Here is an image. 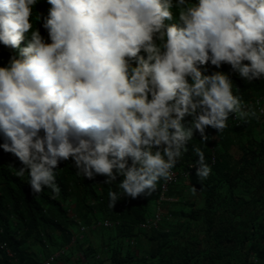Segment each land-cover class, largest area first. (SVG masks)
Segmentation results:
<instances>
[{
	"label": "clouds",
	"instance_id": "1",
	"mask_svg": "<svg viewBox=\"0 0 264 264\" xmlns=\"http://www.w3.org/2000/svg\"><path fill=\"white\" fill-rule=\"evenodd\" d=\"M37 3L0 0V44L18 51L0 67V148L18 158L16 175L27 171L34 193L46 186L59 194L53 169L69 158L88 179L103 175L111 183L121 176L119 188L132 199L149 197L163 179L157 201L149 198L155 213L138 229L161 228L170 219L167 207L179 201L170 190L180 178L189 180L191 167L201 180L211 174L200 147L193 148L197 167L173 170L194 130L206 142V127L225 129L230 113L237 126L256 116L244 110L248 104L233 93L227 74L205 75L200 66L228 64L245 81L264 77V0H47L51 7L42 27L50 43L35 27ZM252 104L264 116V93ZM186 116L193 117L188 127ZM171 170L179 178L162 201ZM108 195L114 208L119 195ZM66 208L77 223L73 241L42 264L61 251L67 253L54 264L104 261L98 252L87 257L74 251L89 233L122 222L88 223L77 217L73 201ZM121 209L126 212L124 204ZM160 209L165 215L158 226L143 229ZM127 242L138 246L137 238ZM0 249L18 264L7 243Z\"/></svg>",
	"mask_w": 264,
	"mask_h": 264
},
{
	"label": "trees",
	"instance_id": "2",
	"mask_svg": "<svg viewBox=\"0 0 264 264\" xmlns=\"http://www.w3.org/2000/svg\"><path fill=\"white\" fill-rule=\"evenodd\" d=\"M50 7L47 0H38L33 10L34 18L40 16L35 27L49 43L42 24ZM26 43L22 42L21 47ZM13 55H18V51L0 44V67L6 66ZM200 69L205 75L218 71L227 74L233 82V93L240 96L244 104H248L247 109L255 111L256 116L243 119L237 126L230 113L225 129L218 131L206 127V142L194 130L193 138L186 145L187 151H182L173 170L182 172L189 170L190 165L197 167L198 157L193 148H201L211 174L201 180L194 171L189 180L180 178V184L188 181L191 188L195 186V193L202 198V206L184 214L188 223L182 226L183 233L174 230L169 233L163 226L145 233L149 236L151 249L142 264H264V116L252 107L255 96L264 93V77L245 81L228 64L216 68L209 62ZM192 120L193 117L186 116L183 123L188 127ZM4 142L0 134V144ZM234 150L239 154L236 155ZM131 164V158H128V165ZM21 166L14 154L0 148V244H8L18 264H42L43 258L53 252L50 247L56 251L72 243L77 223L66 208L70 200L82 221L122 222L115 230L128 249L124 251L122 246L115 244L110 248L107 261L93 263L140 264L127 240L138 239L144 234L138 227L154 215L156 202L147 195L136 199L125 195L119 188L122 180L119 175L111 183H105L107 177L103 175H94L93 179L78 175L71 158L61 160L53 169L59 194L46 186L43 191L34 193L27 171L23 177L16 175ZM163 181H158L155 191L151 192L156 201ZM175 188L170 190L172 195ZM112 191L119 195L114 208L109 207L108 194ZM123 204L125 213L121 209ZM169 216L173 219L179 214L173 212ZM170 219L167 218L165 223L172 222ZM199 223L203 224L202 237L191 233L193 226ZM31 241L44 247L42 256L29 253L27 243ZM89 252L86 256L93 257L98 251L90 246ZM9 260L0 249V264H10Z\"/></svg>",
	"mask_w": 264,
	"mask_h": 264
},
{
	"label": "rangeland",
	"instance_id": "3",
	"mask_svg": "<svg viewBox=\"0 0 264 264\" xmlns=\"http://www.w3.org/2000/svg\"><path fill=\"white\" fill-rule=\"evenodd\" d=\"M263 135V133H262ZM264 136V135H263ZM234 153L237 155L239 152L237 150H234ZM187 183L180 184L174 189V194L172 195L174 199H179L181 201L179 204H170L167 207V210L170 213H178L179 216H174V218L170 219L172 222H166L163 224V230H167L169 233L174 230L175 232L183 233V225L188 223V219L184 217V214L191 212L195 208H199L202 206V198L200 195H197L196 193L193 194L192 188L190 187V182L186 181ZM186 185V186H185ZM158 186V183H157ZM151 196V197H150ZM149 198H152L154 200V194L151 193L149 195ZM187 204L191 205L188 206ZM161 228V229H162ZM193 235H199L198 237H202L203 235V224L199 223L197 225H194L192 228ZM138 246L136 249L132 250V252L135 254V256L138 259V262L142 264V260L146 257L147 253L151 249L149 236L144 234H141V236L137 239ZM118 244L119 246H122L124 251H126L128 248L125 246L124 241L122 239L118 238L117 231L114 230H102L98 229L94 232L89 233L85 239L83 240L82 244L79 245L74 253L86 251L87 254H90L88 245H91L92 248L98 251L99 254L102 255L104 261H107L109 258V251L110 248ZM28 251L37 256H42L44 252V247H42L40 244H37L35 242H28ZM52 251L55 250V248L50 247ZM107 258V259H105ZM92 262V261H91ZM77 264V263H75ZM95 264V263H93Z\"/></svg>",
	"mask_w": 264,
	"mask_h": 264
},
{
	"label": "built area",
	"instance_id": "4",
	"mask_svg": "<svg viewBox=\"0 0 264 264\" xmlns=\"http://www.w3.org/2000/svg\"><path fill=\"white\" fill-rule=\"evenodd\" d=\"M260 103H261V100H259V101L257 102L258 105H259ZM246 109H247V107L245 106V107H244V110H246ZM234 120H235V121L238 120L236 114L234 115ZM194 170H195V168H194V167H191V169H190L189 172L187 173V176L190 175V174H192ZM171 171H172V173H173V177H172L171 180L166 181V183H165V185H164V187H163V195H162V197H161V200H162V201H167V200H168L166 194H167V192H168V190H169V187H170L171 185L175 184V183L178 181V178H179V174H178V173H176V172L173 171V170H171ZM164 215H165V212H164L163 210L160 209L159 213H158L157 216H156V219H155V220H152V221H149L147 224H144V225L142 226V228H143V229H146V230H149V229H151L153 226L157 227L158 224L162 221ZM104 226L107 227V228H111V227H113V223H111V222H105V223H104ZM131 245L135 246V245H136V242H135V241H131ZM66 253H67L66 251H61V252L58 253L57 255L53 256L50 260H48V261L46 262V264H54L59 258L64 257V256L66 255ZM65 264H69V263H65Z\"/></svg>",
	"mask_w": 264,
	"mask_h": 264
}]
</instances>
